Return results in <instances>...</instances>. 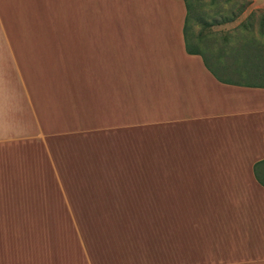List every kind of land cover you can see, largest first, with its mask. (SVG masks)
Wrapping results in <instances>:
<instances>
[{"label": "crops", "instance_id": "obj_1", "mask_svg": "<svg viewBox=\"0 0 264 264\" xmlns=\"http://www.w3.org/2000/svg\"><path fill=\"white\" fill-rule=\"evenodd\" d=\"M0 5L7 17L28 13L31 27L44 26L50 76H75L73 87L32 82L37 99L29 95L17 58L24 53L11 48L0 13V164L14 147L39 146L50 168L45 178L0 176V264H264V188L253 174L264 169V84L249 82L264 72L230 58L237 42H264V0ZM189 26L199 27L204 61L185 50ZM212 31L225 32L218 55ZM148 128L153 191L143 180L94 178L96 137L131 149ZM153 193L154 211L82 208ZM126 218L154 222L116 220Z\"/></svg>", "mask_w": 264, "mask_h": 264}, {"label": "rangeland", "instance_id": "obj_2", "mask_svg": "<svg viewBox=\"0 0 264 264\" xmlns=\"http://www.w3.org/2000/svg\"><path fill=\"white\" fill-rule=\"evenodd\" d=\"M8 7H11V5H8ZM2 5H0V13L2 16V22H3V28L6 34H8L11 38V41H9V44L13 50H18V52L24 53L23 56H17L19 62V69H20V77L23 79V82L25 83V86L27 88V91L29 95L31 94V85L32 82H46L51 81L54 82V84L58 85H67L69 87L74 86L75 76L72 75H65V74H55L54 76H50V73H47L48 70H51L48 64L50 61H47L45 63V57H44V43L40 41L43 38L44 34V26L43 25H35L30 26L29 25V17L28 13H24V15H16L15 17H7L4 15L3 12H1ZM7 9V8H6ZM16 19V20H15ZM11 20L16 21V26H8L11 22ZM23 20H26L25 22ZM187 31V37L189 38H199V27L195 26L192 28L189 26ZM2 33L0 28V34ZM51 33V32H48ZM210 34H206L209 38L207 40H212V46L210 48L211 51L217 52V48H220L222 45V42L220 38L225 34V32H218L216 35L214 32H209ZM197 43V42H196ZM233 42H228L223 48L226 50L228 46L232 45ZM1 44V43H0ZM260 46L256 49V53L263 55L264 57V42L258 43ZM31 46V47H30ZM199 48L202 50V46L199 45ZM207 57H210V55L207 53ZM216 56L213 55V59ZM45 64V67H44ZM48 64V66H46ZM61 65H58V67ZM258 67L261 68V70L264 72V63H261L258 65ZM49 68V69H48ZM56 67L54 66V69ZM56 70V69H55ZM46 73H43L45 72ZM219 74V73H217ZM264 77V76H263ZM52 78V79H51ZM62 78V79H61ZM19 81V76L16 74H13L11 81ZM256 82V83H262L264 84V78H253L249 80V82ZM58 85H55L59 88ZM41 90V88H39ZM33 93V92H32ZM32 96V94H31ZM34 99H37L34 97V93L32 96ZM75 122V120L67 122V126L69 127L71 123ZM74 129L76 128V125H73ZM148 138L143 139V143L141 147H132L131 149L129 147H126L125 145L122 146H114L109 145L107 138H100L96 137L94 139V148H92L91 151H94V178L100 180L101 182L111 183L116 180L119 182L121 181H139L143 180L146 181L149 190H154V180L156 178V170H155V163H156V149H155V140H154V128H148L146 129ZM145 131V132H146ZM60 139V138H59ZM71 140V139H70ZM70 140L64 138L62 141H66L67 143L70 142ZM84 141V139H82ZM87 141H91L88 139H85ZM76 141V140H72ZM54 142V141H53ZM65 142V143H66ZM17 148L18 152L12 151L10 153L6 154V157L10 160L5 161V164H0V176L3 177H34V178H45L49 177V162L48 165L45 164L44 161V153L41 151L39 146L33 147L35 151L31 147H14L13 149ZM31 148V150H30ZM68 148L70 146L66 147V152L68 151ZM43 150V149H42ZM32 162V163H31ZM29 163H31V168L29 166ZM55 163L56 159H55ZM142 168V169H139ZM9 169H11V173H9ZM59 173V172H58ZM262 173H264V169L262 170ZM88 176V175H85ZM84 176V177H85ZM91 175H89L90 177ZM76 178V177H74ZM108 181V182H107ZM78 182V181H73ZM101 189H107L109 193L114 194L115 189H123L122 187H111V186H104L100 187ZM130 196H126V198H129ZM141 197V198H140ZM154 197L153 194L148 195H141V196H132L131 198H136L138 200H131V201H123V203L117 202L115 200H101L99 202H95L94 206L91 207V202L87 207L84 206L82 208H87L89 210H92V208H98L100 210L103 209H116L114 207L115 204H117V207H122L124 210H153L155 209V201L151 200V198ZM103 220V219H98ZM117 221H124L129 223L130 225L134 226L135 224L144 223V221L148 222H154V219H135V218H126V219H116ZM85 221L90 224L92 223V219H85ZM99 221V222H100ZM101 224V223H100ZM140 225V224H138Z\"/></svg>", "mask_w": 264, "mask_h": 264}, {"label": "trees", "instance_id": "obj_3", "mask_svg": "<svg viewBox=\"0 0 264 264\" xmlns=\"http://www.w3.org/2000/svg\"><path fill=\"white\" fill-rule=\"evenodd\" d=\"M183 1L185 2V7H187L186 6V0H183ZM186 33H187V31L185 29V36H184L185 50L189 54H199L200 53V56L204 61L203 53L198 48V43L200 42V39L197 38V39H195V42H193V41H191V39L189 37H187ZM255 49H256V44H254L250 41L237 42L230 49V58L235 63H237L239 65H243L245 67L250 66L252 68L254 66H257L256 64H258V63H264V57L262 55L256 53L254 51ZM215 54L218 55L219 52L217 51ZM208 69L210 70V68H208ZM210 71H211L212 76L215 79H217L218 81L220 80V82L227 83V84H232V83L238 84L237 82L229 81V79L223 73L217 74L216 72H214L212 70H210ZM224 76L227 79L222 80V77H224ZM244 84H247V83H244ZM263 163H264V161H263ZM253 174H254V178L257 181V183L264 188V173H262V171H257L256 168L254 167L253 168Z\"/></svg>", "mask_w": 264, "mask_h": 264}]
</instances>
